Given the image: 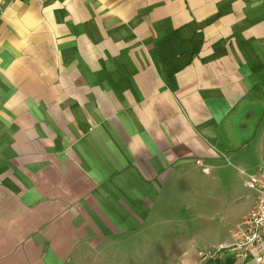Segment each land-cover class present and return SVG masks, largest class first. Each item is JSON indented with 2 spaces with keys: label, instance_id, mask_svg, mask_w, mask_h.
<instances>
[{
  "label": "crops",
  "instance_id": "obj_1",
  "mask_svg": "<svg viewBox=\"0 0 264 264\" xmlns=\"http://www.w3.org/2000/svg\"><path fill=\"white\" fill-rule=\"evenodd\" d=\"M232 158L264 163V0H0V264H264L219 247Z\"/></svg>",
  "mask_w": 264,
  "mask_h": 264
},
{
  "label": "built area",
  "instance_id": "obj_2",
  "mask_svg": "<svg viewBox=\"0 0 264 264\" xmlns=\"http://www.w3.org/2000/svg\"><path fill=\"white\" fill-rule=\"evenodd\" d=\"M245 184L252 193L251 206L230 229L231 241L219 247L242 259L253 254L257 263H264V164L248 174ZM213 254L209 250L205 255Z\"/></svg>",
  "mask_w": 264,
  "mask_h": 264
},
{
  "label": "rangeland",
  "instance_id": "obj_3",
  "mask_svg": "<svg viewBox=\"0 0 264 264\" xmlns=\"http://www.w3.org/2000/svg\"><path fill=\"white\" fill-rule=\"evenodd\" d=\"M247 160H249V159H247ZM196 162H199V160ZM227 162H228V160H227ZM261 162L262 161H254V160H253V162H247L244 159L232 158L231 163L226 164V168H225L226 169V176L231 181H236V183H241L243 179L247 178L248 174L255 171L257 166L264 164ZM221 182H222V180H221Z\"/></svg>",
  "mask_w": 264,
  "mask_h": 264
}]
</instances>
